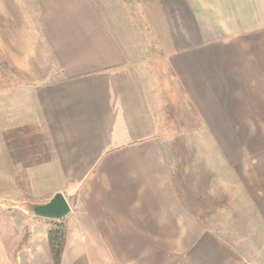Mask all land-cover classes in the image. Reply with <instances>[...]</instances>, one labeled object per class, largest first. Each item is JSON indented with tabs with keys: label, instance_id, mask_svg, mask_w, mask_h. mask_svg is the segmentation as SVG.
<instances>
[{
	"label": "crops",
	"instance_id": "obj_1",
	"mask_svg": "<svg viewBox=\"0 0 264 264\" xmlns=\"http://www.w3.org/2000/svg\"><path fill=\"white\" fill-rule=\"evenodd\" d=\"M166 101L200 165L164 147ZM56 192L58 264L246 259L251 222L264 242V0H0V264H55V219L31 207Z\"/></svg>",
	"mask_w": 264,
	"mask_h": 264
},
{
	"label": "rangeland",
	"instance_id": "obj_2",
	"mask_svg": "<svg viewBox=\"0 0 264 264\" xmlns=\"http://www.w3.org/2000/svg\"><path fill=\"white\" fill-rule=\"evenodd\" d=\"M133 5H134L133 11L135 12L134 14H135L136 18L139 19V22H140L141 28L139 27V32L141 33V35L143 37H145V35H144L145 29L142 28V27L145 28V26H144V20L145 19L142 16L143 14L141 12V9L137 7L138 3H137V5H135V2H134ZM138 6H140V5H138ZM133 17L134 16L132 15V20H133ZM136 18L134 17V21H136ZM132 20L126 19V21L129 22L126 25L129 29H131L132 26L134 25ZM145 23L147 25L146 20H145ZM156 36H159V35L157 34ZM151 47L149 46L147 48V46H146V51L148 53L154 54L155 52L158 53L161 50L156 45H155V47H152V48ZM155 62H157V61H155ZM149 66H150V69L152 70L153 65L149 64ZM139 75H140V78H139L140 81H142V80L143 81H149L152 85H153L152 81L154 79H156L155 75L150 73V72H147L146 69H143V70L140 69V74L137 73L138 77H139ZM169 104L170 103H168V101H166V109L163 110V112H164L163 118L164 119L167 118L166 121L168 123V125H165V122H164V127L166 128L164 135H167L169 137L171 136V138H170V141L163 143L164 147L167 148L168 150L174 151L178 157L177 160L183 161V163L185 165L194 166L195 163H197V164L199 163L198 165H200V162L196 161L197 159L194 158V153L196 154V152L199 151L198 149L200 147H197V146H200V145L203 146V143H200V142L196 143L193 141H187V142L181 141L180 134H182L184 132L183 131L184 127L180 126V122H179L178 118L176 117L175 112L173 113V111L171 110L172 105H169ZM206 147L209 148V145ZM201 158H202V156H201ZM202 167H204V165H201V168ZM186 193L188 195H190L193 193V190H186ZM187 206H189V203L187 204ZM224 223H226V222L224 221ZM224 226H225V224H224ZM249 226L252 227V231L249 232V234H248L247 230H246L245 233H243V236L239 237L238 242L235 241L233 243V245L236 248H240V249L244 248L245 249L246 253H243V254H245V255H243V257H245L246 259H240V260L235 259L236 262L234 264H262L261 261L258 260V258H259V255H260V258L262 257V255L264 256V254H263L264 242L260 237L261 234L259 233L260 232L259 229L254 227V223L251 222ZM224 231H226V230L224 229ZM224 231L222 232L223 235L225 234ZM169 260L170 261L167 264H192L191 263L192 261L188 257L187 258H185V257L177 258V257L171 256Z\"/></svg>",
	"mask_w": 264,
	"mask_h": 264
},
{
	"label": "water",
	"instance_id": "obj_3",
	"mask_svg": "<svg viewBox=\"0 0 264 264\" xmlns=\"http://www.w3.org/2000/svg\"><path fill=\"white\" fill-rule=\"evenodd\" d=\"M32 211L35 215L50 219H62L70 211L64 195L56 192L45 203L34 205Z\"/></svg>",
	"mask_w": 264,
	"mask_h": 264
},
{
	"label": "trees",
	"instance_id": "obj_4",
	"mask_svg": "<svg viewBox=\"0 0 264 264\" xmlns=\"http://www.w3.org/2000/svg\"><path fill=\"white\" fill-rule=\"evenodd\" d=\"M32 208L33 206L31 207V211ZM65 232L66 225L61 219L55 220L53 226L50 227L47 232L52 259L55 264H58L60 261L61 251L64 244Z\"/></svg>",
	"mask_w": 264,
	"mask_h": 264
}]
</instances>
